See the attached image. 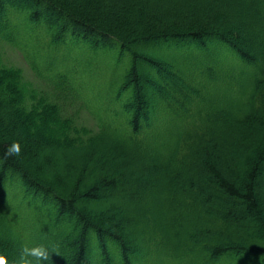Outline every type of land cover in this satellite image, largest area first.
Returning <instances> with one entry per match:
<instances>
[{
  "label": "trees",
  "instance_id": "trees-1",
  "mask_svg": "<svg viewBox=\"0 0 264 264\" xmlns=\"http://www.w3.org/2000/svg\"><path fill=\"white\" fill-rule=\"evenodd\" d=\"M6 45L7 264H264V0H0Z\"/></svg>",
  "mask_w": 264,
  "mask_h": 264
},
{
  "label": "rangeland",
  "instance_id": "rangeland-1",
  "mask_svg": "<svg viewBox=\"0 0 264 264\" xmlns=\"http://www.w3.org/2000/svg\"><path fill=\"white\" fill-rule=\"evenodd\" d=\"M3 49L0 50V59L2 63L14 64L16 66L21 67L27 74H31L30 70L28 69L27 64L23 60L21 54L17 51L14 52L13 48L6 45V47H2ZM87 124H91L90 120H86ZM23 134H20L19 137L21 138ZM24 138V137H22ZM264 169V167H263ZM259 186L261 187L262 191L264 192V171L262 172L261 178L258 181ZM30 215V214H29ZM31 215H33L31 213Z\"/></svg>",
  "mask_w": 264,
  "mask_h": 264
},
{
  "label": "clouds",
  "instance_id": "clouds-1",
  "mask_svg": "<svg viewBox=\"0 0 264 264\" xmlns=\"http://www.w3.org/2000/svg\"><path fill=\"white\" fill-rule=\"evenodd\" d=\"M14 150L16 152L19 151L18 146H14ZM24 256H35V257H44L47 259V252L43 248V246H35V247H25L22 252L21 264H31V262L27 259H24ZM0 264H7V258L4 256H0Z\"/></svg>",
  "mask_w": 264,
  "mask_h": 264
}]
</instances>
